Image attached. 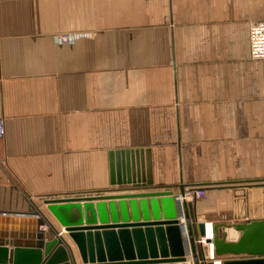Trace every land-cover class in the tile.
Instances as JSON below:
<instances>
[{
	"label": "crops",
	"instance_id": "obj_1",
	"mask_svg": "<svg viewBox=\"0 0 264 264\" xmlns=\"http://www.w3.org/2000/svg\"><path fill=\"white\" fill-rule=\"evenodd\" d=\"M263 20L264 0H0V213L61 231L46 199L109 189L112 154L149 150L155 186L206 189L195 234L243 191L264 220Z\"/></svg>",
	"mask_w": 264,
	"mask_h": 264
},
{
	"label": "water",
	"instance_id": "obj_2",
	"mask_svg": "<svg viewBox=\"0 0 264 264\" xmlns=\"http://www.w3.org/2000/svg\"><path fill=\"white\" fill-rule=\"evenodd\" d=\"M127 154L125 163L110 156L111 188L43 202L61 231L40 210L0 213V264H77L70 241L82 264H212L204 262L206 247L200 261L196 245L206 225L198 223L195 234L184 203L192 260L187 258L175 193L154 185L150 151ZM179 191L184 195L185 187ZM236 199L232 221L213 226V240L206 243L223 264H264V220H246L245 191Z\"/></svg>",
	"mask_w": 264,
	"mask_h": 264
},
{
	"label": "built area",
	"instance_id": "obj_3",
	"mask_svg": "<svg viewBox=\"0 0 264 264\" xmlns=\"http://www.w3.org/2000/svg\"><path fill=\"white\" fill-rule=\"evenodd\" d=\"M64 40L67 37L63 38ZM250 55L253 60H264V20L259 23H254L250 26ZM5 137V123L0 119V140ZM206 197V189L204 188H185L184 195L178 191L175 194V201L177 204L178 221L182 230V236L188 252L187 258L192 260L191 246L188 230L186 227L184 203L187 205L198 202ZM206 225V236L197 238L196 245L198 247L207 248V259L204 262H211L212 264H223L224 259L215 256L213 244H207L208 239L213 240V224L203 221ZM210 229V233L209 230ZM202 262V261H201Z\"/></svg>",
	"mask_w": 264,
	"mask_h": 264
},
{
	"label": "rangeland",
	"instance_id": "obj_4",
	"mask_svg": "<svg viewBox=\"0 0 264 264\" xmlns=\"http://www.w3.org/2000/svg\"><path fill=\"white\" fill-rule=\"evenodd\" d=\"M153 178V177H152ZM198 254L200 256V261L202 260L203 250L201 247H198Z\"/></svg>",
	"mask_w": 264,
	"mask_h": 264
},
{
	"label": "bare ground",
	"instance_id": "obj_5",
	"mask_svg": "<svg viewBox=\"0 0 264 264\" xmlns=\"http://www.w3.org/2000/svg\"><path fill=\"white\" fill-rule=\"evenodd\" d=\"M208 231H209V233H210V229H209Z\"/></svg>",
	"mask_w": 264,
	"mask_h": 264
}]
</instances>
